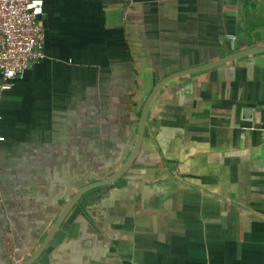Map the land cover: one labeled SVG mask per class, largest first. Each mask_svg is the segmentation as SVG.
<instances>
[{
  "label": "crops",
  "instance_id": "0c3cea01",
  "mask_svg": "<svg viewBox=\"0 0 264 264\" xmlns=\"http://www.w3.org/2000/svg\"><path fill=\"white\" fill-rule=\"evenodd\" d=\"M41 1L44 58L0 94V264L122 166L162 78L253 47L155 91L45 264H264V0Z\"/></svg>",
  "mask_w": 264,
  "mask_h": 264
},
{
  "label": "built area",
  "instance_id": "2783aa9c",
  "mask_svg": "<svg viewBox=\"0 0 264 264\" xmlns=\"http://www.w3.org/2000/svg\"><path fill=\"white\" fill-rule=\"evenodd\" d=\"M41 14V0H0V94L44 58Z\"/></svg>",
  "mask_w": 264,
  "mask_h": 264
},
{
  "label": "water",
  "instance_id": "95a60500",
  "mask_svg": "<svg viewBox=\"0 0 264 264\" xmlns=\"http://www.w3.org/2000/svg\"><path fill=\"white\" fill-rule=\"evenodd\" d=\"M229 50L234 49L233 42H229ZM257 51L256 47L253 48H247L240 51L233 52L232 54H229L227 56H224L222 58H219L213 62L206 63L200 66L192 67L189 69H186L184 71L176 72L171 75H168L164 78H162L151 90V92L148 94L144 105H143V111L141 118L138 123V130H137V138L134 144V147L129 154L127 160L122 164V166L116 170L113 174H111L109 177L103 178L101 180H98L94 183L83 185L79 187L67 200V202L63 205L61 210L58 212V214L55 216L52 225L50 226L48 232L45 234L42 242L39 244V246L36 248L35 252L24 262L21 264H45L47 262L46 255L54 248L60 245L62 242H64L66 239L70 238V235H75V232L77 231L78 227L80 226V219L83 221H87V211L86 207L89 206L92 202L98 201L101 198H103L107 190L106 189H98L95 193L91 194L89 198H82L81 195L84 191H86L89 188L101 186L107 183H111L116 177H118L124 168L129 163L130 159L132 158L133 154L135 153L137 146L139 144V140L141 137L144 119H145V113L148 106L149 101L151 100L152 96L154 95L155 91L167 80L181 75L186 74L189 72L199 71L203 69H207L210 67L217 66L219 64H223L227 61H230L232 59L242 57L245 55H248L250 53H253ZM91 200V201H90ZM52 236V238L49 240V238ZM49 240V241H48ZM46 243H48L47 246ZM43 251V254H40V252ZM40 254L39 258L38 255ZM42 257V258H40Z\"/></svg>",
  "mask_w": 264,
  "mask_h": 264
}]
</instances>
